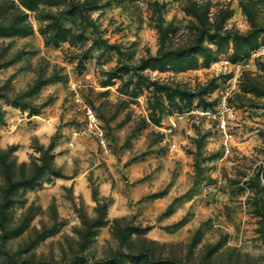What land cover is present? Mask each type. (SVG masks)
<instances>
[{"label":"rangeland","instance_id":"1","mask_svg":"<svg viewBox=\"0 0 264 264\" xmlns=\"http://www.w3.org/2000/svg\"><path fill=\"white\" fill-rule=\"evenodd\" d=\"M77 257L264 264V0H0V264Z\"/></svg>","mask_w":264,"mask_h":264},{"label":"built area","instance_id":"2","mask_svg":"<svg viewBox=\"0 0 264 264\" xmlns=\"http://www.w3.org/2000/svg\"><path fill=\"white\" fill-rule=\"evenodd\" d=\"M72 91L76 92V84L70 82L69 84ZM221 96L218 98L215 105L212 107H202V106H192L191 109H194L195 112L203 118L211 120L215 126V129L223 134H227L230 129L236 127V121L238 120L237 111L234 107H231L227 104L226 96ZM78 96H76V99ZM78 102L82 104V110L84 112V121L85 125L81 129L82 133L87 135L95 136L102 146L104 145V133L102 126L99 122V119L93 109L85 104L81 99H78ZM80 131V130H79ZM78 130L75 131V134H79Z\"/></svg>","mask_w":264,"mask_h":264},{"label":"trees","instance_id":"3","mask_svg":"<svg viewBox=\"0 0 264 264\" xmlns=\"http://www.w3.org/2000/svg\"><path fill=\"white\" fill-rule=\"evenodd\" d=\"M237 45L235 44V49L237 51ZM183 56V55H182ZM237 58V53L234 51V54L232 55V59ZM155 60V59H154ZM159 61V60H156ZM76 261V262H75ZM38 264V263H37ZM39 264H51V263H39ZM74 264H125L124 260L121 258L114 259L110 261H97V262H88L84 259V257H77V259H74Z\"/></svg>","mask_w":264,"mask_h":264}]
</instances>
